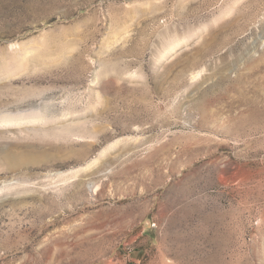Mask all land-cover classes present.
<instances>
[{"label": "rangeland", "instance_id": "1", "mask_svg": "<svg viewBox=\"0 0 264 264\" xmlns=\"http://www.w3.org/2000/svg\"><path fill=\"white\" fill-rule=\"evenodd\" d=\"M0 264H264V0H0Z\"/></svg>", "mask_w": 264, "mask_h": 264}, {"label": "bare ground", "instance_id": "2", "mask_svg": "<svg viewBox=\"0 0 264 264\" xmlns=\"http://www.w3.org/2000/svg\"><path fill=\"white\" fill-rule=\"evenodd\" d=\"M4 117H8L7 118V121H12V120H16L17 123L19 122V124H24V125H27V126H32V125H36L37 123H39V119L36 118V115H28L26 114V116L24 114H8V116H4ZM5 122V121H4ZM12 122H10L11 124ZM13 124V123H12ZM16 125V124H14ZM77 172V171H76Z\"/></svg>", "mask_w": 264, "mask_h": 264}]
</instances>
